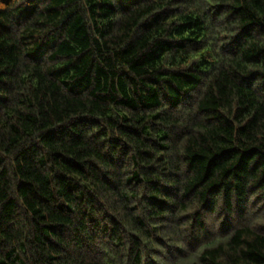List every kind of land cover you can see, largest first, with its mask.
Here are the masks:
<instances>
[{"label":"trees","instance_id":"trees-1","mask_svg":"<svg viewBox=\"0 0 264 264\" xmlns=\"http://www.w3.org/2000/svg\"><path fill=\"white\" fill-rule=\"evenodd\" d=\"M0 264H264V0H0Z\"/></svg>","mask_w":264,"mask_h":264}]
</instances>
